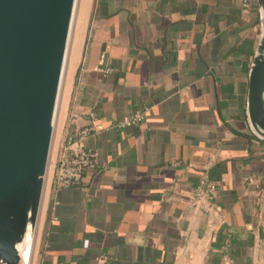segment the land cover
I'll return each mask as SVG.
<instances>
[{
	"label": "crops",
	"instance_id": "crops-1",
	"mask_svg": "<svg viewBox=\"0 0 264 264\" xmlns=\"http://www.w3.org/2000/svg\"><path fill=\"white\" fill-rule=\"evenodd\" d=\"M261 33L258 0H80L29 264H264ZM92 124L100 169L57 190L63 145ZM204 174L218 189L194 205Z\"/></svg>",
	"mask_w": 264,
	"mask_h": 264
},
{
	"label": "water",
	"instance_id": "water-1",
	"mask_svg": "<svg viewBox=\"0 0 264 264\" xmlns=\"http://www.w3.org/2000/svg\"><path fill=\"white\" fill-rule=\"evenodd\" d=\"M262 33L248 118L264 139ZM78 0H0V264H29L48 175Z\"/></svg>",
	"mask_w": 264,
	"mask_h": 264
},
{
	"label": "built area",
	"instance_id": "built-area-1",
	"mask_svg": "<svg viewBox=\"0 0 264 264\" xmlns=\"http://www.w3.org/2000/svg\"><path fill=\"white\" fill-rule=\"evenodd\" d=\"M146 113L136 111L133 115L125 117L117 123L118 127L125 128L145 121ZM95 130L90 125L78 131L76 140L66 142L56 163L54 184L57 190L77 187L81 184L85 174L100 169L99 155L92 149L84 148L81 141L85 140ZM218 187L215 182L204 174L194 187L190 202L196 205L202 200L214 199Z\"/></svg>",
	"mask_w": 264,
	"mask_h": 264
},
{
	"label": "rangeland",
	"instance_id": "rangeland-1",
	"mask_svg": "<svg viewBox=\"0 0 264 264\" xmlns=\"http://www.w3.org/2000/svg\"><path fill=\"white\" fill-rule=\"evenodd\" d=\"M78 3H80V0H78ZM75 16L77 18V13H76ZM75 22H76V19H75ZM69 61H70V52H69L67 60H66L65 72H64V77H63V80H62V85H61V92H60V96H59L58 110H57L58 115H59L60 110H61V104H62V98H63V90H64L65 81H66V75H67V71H68Z\"/></svg>",
	"mask_w": 264,
	"mask_h": 264
}]
</instances>
